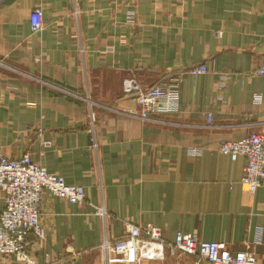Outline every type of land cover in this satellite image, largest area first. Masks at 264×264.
<instances>
[{
    "label": "crops",
    "instance_id": "1",
    "mask_svg": "<svg viewBox=\"0 0 264 264\" xmlns=\"http://www.w3.org/2000/svg\"><path fill=\"white\" fill-rule=\"evenodd\" d=\"M263 57L264 0H0V153L82 185L93 206L43 192L46 239L29 237L28 253L104 264V240L152 225L165 254L145 264H193L167 250L177 231L264 264V186L251 193L245 159L218 151L264 132V77L252 74ZM200 64L206 75L189 74ZM173 77L178 113L141 121L123 80L148 89Z\"/></svg>",
    "mask_w": 264,
    "mask_h": 264
},
{
    "label": "built area",
    "instance_id": "2",
    "mask_svg": "<svg viewBox=\"0 0 264 264\" xmlns=\"http://www.w3.org/2000/svg\"><path fill=\"white\" fill-rule=\"evenodd\" d=\"M30 28L33 33L43 30L40 8L31 12ZM208 72L204 64L189 69L192 76ZM252 74L264 77V57ZM180 85L179 77H173L168 82L142 89L134 78H126L122 82V93L136 103L141 121H155L161 116L178 113ZM254 99L256 103L262 100L261 95H255ZM205 120L206 125L211 126L210 114L205 115ZM41 145L47 148L49 143L42 142ZM218 151L232 162L238 157L245 159L241 183L247 185L251 193L264 186V132L250 133L235 142H221ZM43 192L73 205L92 206L87 202L82 185L66 183L62 177L33 162L27 154L11 159L0 153V264L4 259L12 260L13 264H55L62 260L58 257L53 262L49 254L38 259L27 251L31 236L45 243L46 232L40 212ZM94 210L104 217L102 208L95 207ZM125 227V237L115 242L104 240L100 245L104 264H145L146 261L164 259L165 243L159 228L128 224ZM167 246L171 255L188 256L193 264H256V256L249 249L231 253L224 244L198 241L179 231L175 233L174 242ZM150 249L155 251L156 257H150Z\"/></svg>",
    "mask_w": 264,
    "mask_h": 264
},
{
    "label": "bare ground",
    "instance_id": "3",
    "mask_svg": "<svg viewBox=\"0 0 264 264\" xmlns=\"http://www.w3.org/2000/svg\"><path fill=\"white\" fill-rule=\"evenodd\" d=\"M148 254L151 255L150 257H156L155 251H153L152 249L148 251Z\"/></svg>",
    "mask_w": 264,
    "mask_h": 264
},
{
    "label": "rangeland",
    "instance_id": "4",
    "mask_svg": "<svg viewBox=\"0 0 264 264\" xmlns=\"http://www.w3.org/2000/svg\"><path fill=\"white\" fill-rule=\"evenodd\" d=\"M161 117H164V116H161ZM159 118H160V117H159ZM4 260H5V259H4ZM4 260H3V261H4ZM8 260H10V259H8ZM3 261H2V263H3ZM10 261H12V260H10ZM2 263H1V264H2ZM12 263H13V261H12Z\"/></svg>",
    "mask_w": 264,
    "mask_h": 264
}]
</instances>
